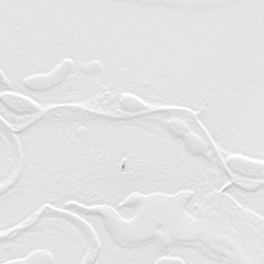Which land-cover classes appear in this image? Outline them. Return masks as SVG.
<instances>
[{
    "label": "snow or ice",
    "instance_id": "obj_1",
    "mask_svg": "<svg viewBox=\"0 0 264 264\" xmlns=\"http://www.w3.org/2000/svg\"><path fill=\"white\" fill-rule=\"evenodd\" d=\"M0 264H264V0H0Z\"/></svg>",
    "mask_w": 264,
    "mask_h": 264
}]
</instances>
